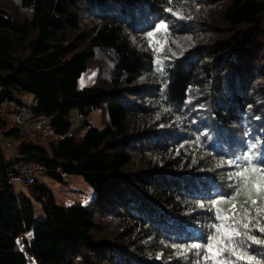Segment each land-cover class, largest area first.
Here are the masks:
<instances>
[{
  "label": "trees",
  "instance_id": "obj_1",
  "mask_svg": "<svg viewBox=\"0 0 264 264\" xmlns=\"http://www.w3.org/2000/svg\"><path fill=\"white\" fill-rule=\"evenodd\" d=\"M23 93L52 120L30 137L0 110L17 144H0V264H264L245 236L264 239V0H0V107ZM104 103L103 128L68 121ZM25 160L94 199L56 204L36 181L35 222L5 171Z\"/></svg>",
  "mask_w": 264,
  "mask_h": 264
},
{
  "label": "rangeland",
  "instance_id": "obj_2",
  "mask_svg": "<svg viewBox=\"0 0 264 264\" xmlns=\"http://www.w3.org/2000/svg\"><path fill=\"white\" fill-rule=\"evenodd\" d=\"M150 37V41L152 44H156L157 46H161L164 41V34L163 38L161 39L158 34H154ZM95 62H92L91 65L87 68L86 71H84L81 76L78 78L77 86L78 88H82L85 86H89L96 80V75L98 73V68L94 64ZM22 95L16 96L14 100L7 101L2 104L0 107V110L3 112H8L9 115H11V110L15 104L18 103L19 100H21ZM15 97V96H14ZM106 107V103L102 105V107L94 108L88 112L86 116H84L83 121L86 122L89 126H94L97 128H103L106 124V118L105 115L102 116V109ZM7 113V114H8ZM76 126V125H75ZM79 126V125H77ZM86 128V125H83V127L80 129V133L84 132V129ZM32 133L35 135H39L40 132H35L36 128H34L33 125H31ZM38 130V129H37ZM48 133V131H46ZM46 137L42 133V138ZM4 137L2 134H0V144L3 146V152H6L7 156H15L17 154V144L16 142H8L4 141ZM47 141V140H44ZM43 141V142H44ZM37 143H40L37 141ZM45 143V142H44ZM16 163V162H15ZM37 184L45 187L47 190H49L55 199L56 204H63V205H71L75 203H79L82 205H87L94 199V190L92 186L83 178L82 175H71V177L68 180H60L58 178H55L53 175L46 173L44 170H41V172L37 173ZM250 176L252 177V173H247V178L249 179ZM33 187V186H31ZM30 186H23L21 183H15L13 184V192L17 195L19 199L23 197H27L31 200L33 206H34V220L35 222L42 218L43 210H42V204L39 200L35 199L32 194V188ZM241 187V185H240ZM239 187V189H240ZM237 191L238 194H241L244 192V190L240 189ZM32 232L28 231L24 234H21L18 239L17 243L19 246L22 245L21 240L22 238H31ZM29 258V257H28ZM29 264H34L32 259L29 258Z\"/></svg>",
  "mask_w": 264,
  "mask_h": 264
},
{
  "label": "built area",
  "instance_id": "obj_3",
  "mask_svg": "<svg viewBox=\"0 0 264 264\" xmlns=\"http://www.w3.org/2000/svg\"><path fill=\"white\" fill-rule=\"evenodd\" d=\"M22 98L15 104L11 110V117L15 123L21 125L28 132L29 136H33L31 133V125L34 128L40 130L44 127H49L52 117L50 116H38L33 115V109L36 106L34 96L30 93L21 94ZM68 121L71 122L72 126L80 125L83 122V116L76 110L70 113ZM45 171V167L42 163L25 160L13 163L11 166L5 168L8 183L15 184L21 183L24 186H33L37 181V173ZM62 180H68L71 175L65 173L59 168L53 170Z\"/></svg>",
  "mask_w": 264,
  "mask_h": 264
},
{
  "label": "snow or ice",
  "instance_id": "obj_4",
  "mask_svg": "<svg viewBox=\"0 0 264 264\" xmlns=\"http://www.w3.org/2000/svg\"><path fill=\"white\" fill-rule=\"evenodd\" d=\"M165 28H166V26L163 25V24L157 26L158 30L159 29H165ZM148 35L151 37L153 34L149 33ZM237 175L243 176L244 172L237 173ZM254 187L257 189V191H259L260 188H261V184L257 183V184L254 185ZM252 203L255 204L256 201L253 200ZM233 207H235V205H233ZM244 227L248 228L249 225L245 224ZM259 231L264 233V227H259ZM232 234L233 235H240V233L238 231H235V230H232ZM245 236L247 237V239L251 240L255 244H264V239H259V238L255 237V236L248 235L247 233H245ZM209 239L212 240L213 243L217 242L215 237H210ZM229 239H231V236H229ZM219 243H223V240H220ZM192 247L196 248V247H199V245H192ZM206 247L208 248L209 251H212L213 244H209ZM223 250H225V249H218L216 255H219L221 253V251H223ZM233 253L235 254L234 250H233ZM208 258H211V257H208ZM239 258L240 259H245L246 258L250 262H253L254 259H255L254 257H251V256L245 257L243 255H241Z\"/></svg>",
  "mask_w": 264,
  "mask_h": 264
},
{
  "label": "clouds",
  "instance_id": "obj_5",
  "mask_svg": "<svg viewBox=\"0 0 264 264\" xmlns=\"http://www.w3.org/2000/svg\"><path fill=\"white\" fill-rule=\"evenodd\" d=\"M30 94H31V93H30ZM73 111H74V110H73ZM73 111H72V112H73ZM76 111H77V110H76Z\"/></svg>",
  "mask_w": 264,
  "mask_h": 264
},
{
  "label": "crops",
  "instance_id": "obj_6",
  "mask_svg": "<svg viewBox=\"0 0 264 264\" xmlns=\"http://www.w3.org/2000/svg\"><path fill=\"white\" fill-rule=\"evenodd\" d=\"M3 148V147H2ZM4 149V148H3ZM4 151V150H3Z\"/></svg>",
  "mask_w": 264,
  "mask_h": 264
}]
</instances>
